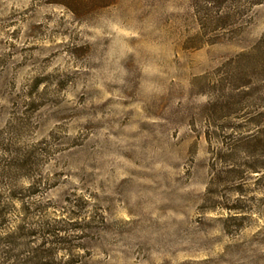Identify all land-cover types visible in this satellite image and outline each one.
Returning a JSON list of instances; mask_svg holds the SVG:
<instances>
[{
  "label": "rangeland",
  "instance_id": "obj_1",
  "mask_svg": "<svg viewBox=\"0 0 264 264\" xmlns=\"http://www.w3.org/2000/svg\"><path fill=\"white\" fill-rule=\"evenodd\" d=\"M0 264H264V0H0Z\"/></svg>",
  "mask_w": 264,
  "mask_h": 264
}]
</instances>
